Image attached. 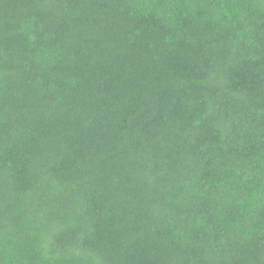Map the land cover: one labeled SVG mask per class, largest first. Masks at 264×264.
Listing matches in <instances>:
<instances>
[{
    "label": "trees",
    "instance_id": "trees-1",
    "mask_svg": "<svg viewBox=\"0 0 264 264\" xmlns=\"http://www.w3.org/2000/svg\"><path fill=\"white\" fill-rule=\"evenodd\" d=\"M0 264H264V0H0Z\"/></svg>",
    "mask_w": 264,
    "mask_h": 264
}]
</instances>
